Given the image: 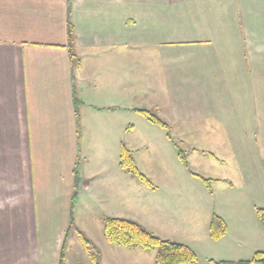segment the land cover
<instances>
[{"label":"crops","instance_id":"1","mask_svg":"<svg viewBox=\"0 0 264 264\" xmlns=\"http://www.w3.org/2000/svg\"><path fill=\"white\" fill-rule=\"evenodd\" d=\"M70 16L77 68L67 0H0V264H92L79 231L102 264H153L146 249L108 243L104 220L169 239V208L201 231L182 241L198 262L264 250V0H72ZM148 132L188 144L185 172L161 179L169 215L135 213V176L120 165L124 146L138 166L151 143L168 163ZM214 214L228 225L219 240Z\"/></svg>","mask_w":264,"mask_h":264},{"label":"trees","instance_id":"2","mask_svg":"<svg viewBox=\"0 0 264 264\" xmlns=\"http://www.w3.org/2000/svg\"><path fill=\"white\" fill-rule=\"evenodd\" d=\"M68 1V47L73 68L81 66V60L73 51L75 42V28L71 21V2ZM150 121L158 124L161 127L167 128V124L156 114L148 110L138 109ZM180 158L186 162L183 151L179 152ZM120 165L122 168L138 176L142 181L152 186L147 176L141 173L134 159L132 152L125 146L121 150ZM201 180L210 186L215 179L206 178L198 175ZM257 217L264 227V208H257ZM73 226V221L71 222ZM70 227V229L72 228ZM210 236L214 240H219L224 237L228 231L226 221L218 214L212 216L209 226ZM79 236L86 248L92 264L101 263V251L94 241L88 238L82 231H79ZM104 237L106 241L112 245L120 247H139L142 249L156 248L154 264H198V255L196 252L184 243H178L170 239L162 238L155 233L146 229L141 223L136 220L125 217H107L104 220ZM264 264V250L257 251L251 260L242 261V264L250 263ZM213 264H222V262L212 261Z\"/></svg>","mask_w":264,"mask_h":264},{"label":"rangeland","instance_id":"3","mask_svg":"<svg viewBox=\"0 0 264 264\" xmlns=\"http://www.w3.org/2000/svg\"><path fill=\"white\" fill-rule=\"evenodd\" d=\"M145 130H148L147 128ZM149 131V130H148ZM146 135H151L150 138L153 140L152 142L155 143V145L157 144L158 147H160L162 149V154H167V162L166 165L163 164L160 160V154H158V150L156 148L152 147V143L148 144L149 146H147L146 148H141L138 151L139 154L138 157L140 156H144L143 159H139L138 160V168L140 169L141 173H143L144 175L147 176L148 180L152 183V187L149 186L147 183H145L144 181H142L138 176H135V196L137 199H139L135 205V213L138 214L140 212H143L144 210L141 209L140 206H148L150 209L153 208L154 210H160L161 214H165V215H169L170 211L174 216H171V219L175 220L174 221V226L176 227V231H170L168 237H170L169 239L178 243H183L182 241H196V237L198 236V234L201 233V231L199 230L198 232H194V231H189V229L185 228V222L186 219H184V217H180L177 214H174L175 211L173 208H169V210L167 208H164V203L163 200L165 198V194L168 196L169 194L167 193V190L165 188V185L162 184L163 182H161V179L165 176L164 173H169V171H174L176 169H178L182 175V170L183 172H185L186 167L184 164H182V162L178 159L177 157V153H179L180 151H183L184 155L186 156L188 154L187 152V148H188V144H182L181 142H176L175 140V136H172L171 142L168 141L166 135L159 137V134H154V133H145ZM141 136H139L140 138ZM166 142V144L164 145L163 143ZM176 143V144H175ZM141 146V145H138ZM143 147V146H141ZM190 163V166L193 167L194 165ZM199 168L198 165H196V168ZM190 169V168H189ZM194 169V167H193ZM205 177V176H204ZM207 178V177H206ZM199 182L201 183V181L199 180ZM184 183L186 185H191V182H187L184 181ZM193 185H195V181H193ZM150 187V188H149ZM215 196V195H213ZM215 199V198H214ZM215 202H217V199L213 200ZM140 204V206H139ZM173 206H175V203L173 204ZM163 211V212H162ZM257 211V208H256ZM257 214V213H256ZM196 216L194 218H196V223L201 221L203 222L204 220L202 219V215L200 214H195ZM206 216V214H204V217ZM205 219V218H204ZM264 229V228H263ZM165 230H163L164 233ZM162 233V232H160ZM157 235V234H156ZM191 236V237H190ZM73 239H78L77 233H76V229L73 228L71 230L70 236L68 238V242H67V253L69 252V250L71 251L73 248L70 246L73 241ZM185 244V243H184ZM80 247L76 246L75 249L78 251ZM81 248H83L81 246ZM253 247L250 246V252L252 251ZM156 248L153 249H148V255H151V259L153 257V264L155 261V255H156ZM149 255V256H150ZM201 255H205V253L200 251V259L201 261L198 262V264H211L208 259L206 257H202ZM69 256V255H68ZM254 256V255H253ZM253 256L251 257V259L253 258ZM198 261H199V257H198ZM133 264V262H132ZM253 264H258V263H253Z\"/></svg>","mask_w":264,"mask_h":264}]
</instances>
